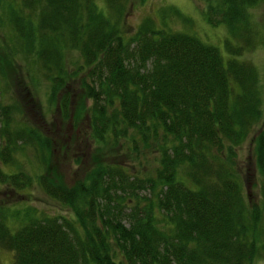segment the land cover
I'll list each match as a JSON object with an SVG mask.
<instances>
[{"label": "trees", "instance_id": "1", "mask_svg": "<svg viewBox=\"0 0 264 264\" xmlns=\"http://www.w3.org/2000/svg\"><path fill=\"white\" fill-rule=\"evenodd\" d=\"M132 1L20 0L14 9L13 0H0L15 53L33 60L49 101L63 92V118L65 83L81 75L78 109L101 157L74 185L51 181L42 172L48 143L15 123L14 105L0 97V187L22 195L35 184L71 213L53 217L0 203L6 264L264 260V102L257 69L239 57L257 45L264 50V0H202L203 19L225 30L221 49L158 28L150 17L128 31L122 23ZM255 5L263 7L256 23L249 14ZM167 12L177 15L169 7L159 17ZM250 134L259 194L251 205L233 161ZM20 149L38 163L32 173L16 164ZM120 157L146 169L129 171Z\"/></svg>", "mask_w": 264, "mask_h": 264}, {"label": "rangeland", "instance_id": "2", "mask_svg": "<svg viewBox=\"0 0 264 264\" xmlns=\"http://www.w3.org/2000/svg\"><path fill=\"white\" fill-rule=\"evenodd\" d=\"M19 2L20 0H13V3H10L11 8L17 9ZM132 2L133 4L126 12L127 15L122 23L128 31L135 28L142 18L150 17L158 28L163 24L162 28L193 34L201 42L221 49L222 39L226 34L225 30L220 25L211 28L203 19L202 0H133ZM169 7L175 9L177 15L167 12L160 18L159 9H168ZM2 11H6V8H0V17L3 21L5 19ZM26 12V10H23V14ZM262 12L263 7L255 5L250 9L249 14L256 23L262 18ZM2 21L0 20V63L3 76L0 81L2 83V86L0 85V91L2 92L0 97L6 104L14 105L12 120L15 123H18V125L24 123L34 127L48 143L44 160L45 167H43L42 172L51 181L57 177L61 179V183L68 187L74 185L75 182L83 179L84 175L89 172L93 161L96 160L95 158L101 159L96 155V150L85 137L87 119L85 114L78 109L80 102L83 101L82 98H79L81 90L78 86L81 75H70L65 83L64 89L69 103L67 104L68 114L66 118H63L57 108L59 95L63 92L60 90L58 94H55L52 102L47 99L46 79L39 74L38 69H35L34 62L29 55L25 57L20 52L15 53L16 48H13L15 46L10 40L11 30ZM67 56L71 60L75 57V53L68 51ZM239 57L251 62L253 67L257 69L261 90L259 98L264 102L263 48L257 45L254 49L251 48ZM67 69L69 74L73 68L69 65ZM88 103L86 101L85 105ZM251 134L247 139L245 138L240 147L235 149L236 156L233 158L235 170L242 185V192L246 195V201L249 205L256 203L259 197L257 193V173L254 169L253 153H251L252 144L249 139ZM13 154L20 170L32 173L36 169L38 163H35L32 153H29L27 149L17 150ZM118 159L123 164L131 162L124 157ZM129 163L127 165L129 171H143L147 165L145 163V166H136L133 162ZM5 170L11 171L9 167H6ZM33 186L29 194H26L27 191H25L22 192L24 193L22 195L11 194L8 187L1 186L0 203L13 201V206L17 208L22 207L25 203L34 207L36 213L53 217H69L71 215L66 208L55 202L53 203L46 195L41 194L35 184ZM9 260V253L1 250V264H6ZM251 264H264V260L257 258Z\"/></svg>", "mask_w": 264, "mask_h": 264}]
</instances>
